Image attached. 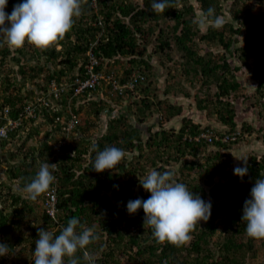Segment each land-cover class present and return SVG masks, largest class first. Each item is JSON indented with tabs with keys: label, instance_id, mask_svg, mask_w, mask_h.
<instances>
[{
	"label": "trees",
	"instance_id": "1",
	"mask_svg": "<svg viewBox=\"0 0 264 264\" xmlns=\"http://www.w3.org/2000/svg\"><path fill=\"white\" fill-rule=\"evenodd\" d=\"M192 1L169 0L165 11L156 14L152 0H82L81 15L52 46H32L31 51L27 43L15 51L6 44L0 46L1 122L20 121L17 128L0 136V167L7 160L9 180L0 182V243L9 246V254L0 256V264H28L17 254L18 247L30 250L29 264H34L38 228L58 235L72 217L88 227L95 225L99 239L86 249L95 255V264H251L248 256L258 255L256 244H264V239L249 238L241 217L251 188L264 178V154L250 152L247 174L241 178L234 174L235 159L229 151L256 131L246 123L240 131L234 103L243 90L235 72L249 67L251 61L253 78L258 80L254 95L263 98L257 104L264 111V60L259 62L264 52V10L261 20L248 4H264V0ZM22 2L8 0L5 11L11 14L14 5ZM209 7L215 8L224 23L215 28L209 21L202 33L193 20L198 11L204 13ZM213 46L222 51L216 53ZM24 48L43 72V90L50 100L43 117L38 110L35 117L21 115L30 98L12 80L20 75L35 77L39 72L20 58L26 54ZM89 51L98 59L97 70L113 73L120 85L135 75L136 87L117 90L108 97L101 87L74 95L72 78L85 72ZM231 59L239 64L233 65ZM162 70L167 77L161 84ZM182 78L191 85L199 80L198 92L187 90ZM53 80L65 84L59 98L48 92ZM160 87L162 94L156 91ZM178 94L194 97L193 109L216 116L221 129L202 128L201 122L185 115L180 128H164L187 110L172 100ZM70 110L79 117L73 133L67 130ZM39 118L42 120L37 121ZM151 119L155 121L149 122ZM45 126L50 129L42 138ZM204 130L214 132L211 140H195ZM237 131L239 140H232ZM59 134L66 140L64 144H58ZM106 146L123 149L125 157L115 168L96 172L92 168L96 153ZM5 151L7 157L2 156ZM44 162L58 167L50 187L58 197L55 219L44 210L36 212V201L25 199L16 190ZM152 169L173 171L177 182L212 205L210 218L197 223L190 239L179 246L156 242L152 229L143 226V208L135 214L127 212L129 200H146L151 195L140 186L138 176ZM45 196H40L42 201ZM26 220L28 229L23 230ZM76 255L82 257V252Z\"/></svg>",
	"mask_w": 264,
	"mask_h": 264
},
{
	"label": "clouds",
	"instance_id": "2",
	"mask_svg": "<svg viewBox=\"0 0 264 264\" xmlns=\"http://www.w3.org/2000/svg\"><path fill=\"white\" fill-rule=\"evenodd\" d=\"M7 4L8 0H0V46L6 44L10 49L15 50L22 48L26 43L38 49L52 46L72 28L74 18L79 17L82 11V0H23L22 3L14 5L11 14L5 11ZM168 6L169 0H152L151 9L154 13L159 14L164 12ZM6 21L9 22L8 25H6ZM100 21L97 20L98 24ZM209 21L215 28L221 27L224 23L223 19L216 15L215 8L209 7L206 12L195 16L193 24L203 27ZM24 51L26 54L20 56L24 64L36 68L35 60L30 59L26 48ZM156 60L157 58H152V61ZM36 70L39 69L36 68ZM42 76L43 72L39 70L35 77L20 75L17 79L12 80L16 83L17 89H20L25 97L30 98L27 104L31 105V103L37 102L41 94L44 93L45 81ZM101 88L104 89L108 97L106 87ZM17 89H15L16 92ZM215 118L204 124L199 122L202 123V128H206V125L217 128L218 121L216 116ZM40 120L42 119H37V121ZM243 124L239 123L240 131H243ZM48 129H50L48 126L41 129L42 138ZM219 129H221L220 126ZM262 130L264 133L263 128ZM240 131L233 133L232 140H239ZM252 134L246 135L242 141L234 145L233 150H240L244 154L243 157H239L242 154L236 156L231 152L235 157V164L236 159L238 160L236 165L242 162L245 165L234 168V174L241 178L247 174V157L250 152H253L245 148L247 152L245 154V151L241 149L248 144L245 142ZM59 138H61L60 134L56 139L59 140ZM74 154L75 152L72 155ZM124 157L123 149L106 146L102 151H97L92 168L96 172L113 169ZM55 170L56 164L41 163L35 175L29 178V182L16 190L25 199L36 201L42 194L47 193L54 183L56 177L53 172ZM138 179L140 186L151 195L146 200L142 198L129 200L126 205L127 212L131 215L143 208L145 213L143 226L145 229H152V236L157 243L168 242L179 246L190 239L189 233L197 223L210 218L211 203L205 202L198 194L189 191L186 184L177 182L174 179L173 171L152 169L143 177L138 176ZM250 196L251 198L244 203L241 220L246 225L245 231L249 238L264 239V178L256 180L251 188ZM49 215L51 216V214ZM52 219L55 218L52 217ZM98 239L99 235L95 231V225L88 227L82 224L77 217H72L66 226L61 227L58 235L48 229L38 228V239L35 241L32 260L34 264H81L82 259L84 264H95V255L86 249ZM77 252H82V257H78ZM8 254L9 246L0 243V256Z\"/></svg>",
	"mask_w": 264,
	"mask_h": 264
},
{
	"label": "rangeland",
	"instance_id": "3",
	"mask_svg": "<svg viewBox=\"0 0 264 264\" xmlns=\"http://www.w3.org/2000/svg\"><path fill=\"white\" fill-rule=\"evenodd\" d=\"M195 4V1H192ZM225 6L229 4H227L226 2H224ZM249 6L253 9L254 13H256L258 15V17L261 18V20H263V16L262 11L264 10V4L262 3H256L255 1H248ZM242 8H245V5H243ZM198 11V10H197ZM198 14H202L201 11H198ZM228 15H230L228 13ZM262 16V17H261ZM9 22L6 21V25H8ZM208 24L206 23L205 26L201 27V32L203 33L206 29H207ZM28 45V44H27ZM33 45L29 44V51H31V47ZM15 50V49H12ZM213 50L216 53H219L222 51L221 48L219 47H215L213 46ZM261 55V59L260 61L264 60V52ZM177 63H180V59L177 60ZM231 63L233 65H237L238 62L234 59H231ZM253 66L254 64H252V61L250 63L249 67L246 68H242L238 71L235 72V74L238 76V78L241 81L243 90H242V94H240L239 98L235 99V106H236V111H237V120L238 122L241 123H246V124H251L254 129L256 130L252 135H249L251 137H249L248 140H246L245 143H248L247 145L244 146V148H242L241 150H246L245 148H253V151L255 153H257L259 156L264 154V134H263V130L264 129V111H262L260 105H258L257 103L262 102L263 98L260 100L258 98H256L257 96H255L254 92L256 91L257 88V84H258V80L253 78L254 75L253 74ZM177 69H179V64L177 65ZM178 71V70H177ZM176 71V72H177ZM161 73V84L162 82H165L166 80V73L164 70L160 71ZM175 75V74H173ZM169 76V75H168ZM180 75H178L179 77ZM181 80L184 81V85H186L187 90H190L192 92V94H195L196 92H198V89L201 87V82L198 80L195 85H191L188 81V79L182 78ZM164 84V83H163ZM214 89V87H213ZM157 92L162 94V89L161 87L156 90ZM140 91H138V93H136L137 98H140ZM179 96V97H178ZM178 96H176L174 99L172 98V100L174 102L177 103H181L186 107V112H184L181 116L179 117H175L173 118L167 125L164 124V128H173L175 127L176 129L180 128L181 126V119L182 117L188 116V117H192L194 120H196L197 122L201 121L203 123H207L210 120L216 119L215 116H210L207 111L205 112H201V111H195L193 109L194 104H196V101L194 100V97L192 99H187L184 98V96L182 97L181 94H178ZM172 97V94L171 96ZM194 101V104H193ZM193 104V105H192ZM193 106V107H192ZM155 119H151L149 122H154ZM207 121V122H206ZM216 121V120H215ZM218 121V120H217ZM219 126H221V123H217L216 127L219 128ZM259 136V137H258ZM236 149H231L229 152H232L234 155L238 156L241 155L242 152L239 151H235ZM245 153L247 154V152L245 151ZM2 156L7 157V151H5V153H3ZM235 159V157H234ZM4 160V158H3ZM6 162L7 160L3 161V165L0 167V182L3 180L5 181H9L7 180V175L5 174L6 172ZM238 160L236 159V164H237ZM235 164V166H236ZM13 188H16V184L13 185ZM36 206H37V210L36 212L40 213L43 211V207H42V198L39 197L36 200ZM29 220H26L23 224V230L25 228L28 229V226H26L28 224ZM257 249H258V255L257 256H248V261L251 264H264V244H256ZM16 252L18 255H21V257L25 260H28V264L30 263L31 260V256L29 255L30 250L28 248L24 249L23 251L20 250V248H16ZM33 257V256H32Z\"/></svg>",
	"mask_w": 264,
	"mask_h": 264
},
{
	"label": "built area",
	"instance_id": "4",
	"mask_svg": "<svg viewBox=\"0 0 264 264\" xmlns=\"http://www.w3.org/2000/svg\"><path fill=\"white\" fill-rule=\"evenodd\" d=\"M94 6H96V3H94ZM101 24V21L99 22ZM89 60L85 66V72L83 74H76L74 79L72 78L73 82H71V86H74V95H81L85 90L88 89H96L98 87H106V91L110 95H115L117 90L122 91L124 88H129L133 90L136 87V79L131 78L128 80L124 85H120L117 79L114 77L113 73H106L101 70H97L98 67V59L95 57V55L89 51ZM60 86L55 80H53L48 87L49 93H54L56 97H61V92L64 91L63 86L64 83ZM44 92V91H43ZM71 100V99H70ZM50 107V100L46 98L45 92L41 94V96L38 98L37 102H33L30 104L25 105L23 108V113L21 115H25V117H35V111L38 110V116L43 117L44 116V110L48 109ZM8 114V109H6L4 115ZM69 119L67 123V130L70 132L72 131L75 126L79 122V117L77 114L71 112V110L68 112ZM2 118L0 115V136H6L7 133H9L10 130L17 128L20 124V121H15L12 119H8L6 122H1ZM57 120L61 121L62 123H66L64 120H61L59 117ZM214 132L212 130H204L201 131V133L197 136H194L195 140H200L206 138V140H211ZM226 140L228 138H225ZM66 142L65 139L59 138L58 144H64ZM56 164V163H54ZM56 169H58L56 164ZM45 199L43 200V208L45 212L49 215L51 214V217H55L58 211L57 203H58V197L56 195V191L54 189H49L47 193H45Z\"/></svg>",
	"mask_w": 264,
	"mask_h": 264
},
{
	"label": "crops",
	"instance_id": "5",
	"mask_svg": "<svg viewBox=\"0 0 264 264\" xmlns=\"http://www.w3.org/2000/svg\"><path fill=\"white\" fill-rule=\"evenodd\" d=\"M249 150L250 151H253V148H249ZM246 154V153H245ZM244 156V154H242L241 156H239V157H243Z\"/></svg>",
	"mask_w": 264,
	"mask_h": 264
}]
</instances>
